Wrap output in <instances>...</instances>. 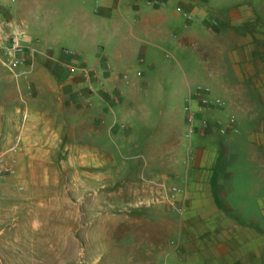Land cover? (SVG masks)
<instances>
[{
	"label": "crops",
	"instance_id": "obj_1",
	"mask_svg": "<svg viewBox=\"0 0 264 264\" xmlns=\"http://www.w3.org/2000/svg\"><path fill=\"white\" fill-rule=\"evenodd\" d=\"M10 1L0 0V4ZM69 2L15 0L10 10H0V19L11 17L24 23L28 32L27 76L15 80L0 65V152L20 141L16 179L29 187L28 183L60 181L51 177L54 173L61 175L60 171L63 175L82 168L98 172L122 163L129 165L134 181L143 182L144 203L151 215L166 214L165 202H156L155 198L171 193L174 187L182 189L177 197L184 202L185 212L192 215L188 223L192 228H200L210 215L222 210L229 215L243 213L236 208L244 207L246 211L247 202L234 207L228 201L231 198H257L264 214V158L256 155L253 142L246 147L250 153L241 157L242 143L232 137V131L222 133L219 127L227 128L228 111L241 119L249 117L253 106L245 87L264 82V77L257 79V72L264 71V65L251 57H240L233 45L235 35L230 27L232 22H243L245 12L225 10L224 0L180 1V9L187 8L205 20L191 31L182 32L166 9L170 0H100L101 5L95 8V13L103 18L101 22L106 18L117 22L114 12L121 6L128 15H141L134 28L129 29L134 32L131 38L118 35V63H126L127 59L131 64L132 54H147L150 46H174L189 96V82L202 80L214 85L210 99L227 102L226 108L204 114L214 131L188 139L185 121L170 113L164 118L166 107L153 112L156 106L139 95L140 83L130 79L127 70L110 62L108 56H101L100 50L105 51L106 47H101L95 31L84 30L79 35L72 30L69 23L89 18L86 5L93 0H77L68 20L61 6ZM147 4L155 9L149 10ZM246 41L241 39L240 46ZM149 67L155 68L153 64ZM140 74L137 73L145 75ZM127 136L129 142L125 141ZM189 144L196 146L186 160ZM127 149L133 154L126 162L121 156ZM159 181L162 193L154 186ZM206 197L213 199L215 206L212 209L209 201L208 214L200 204V199ZM184 198H191V202L187 205ZM223 203L226 209L221 207ZM247 213L254 214L251 210ZM229 220L247 229L261 227L232 216ZM238 245L235 238L229 237L215 251L218 257H225ZM255 255V261L260 262V256Z\"/></svg>",
	"mask_w": 264,
	"mask_h": 264
},
{
	"label": "rangeland",
	"instance_id": "obj_2",
	"mask_svg": "<svg viewBox=\"0 0 264 264\" xmlns=\"http://www.w3.org/2000/svg\"><path fill=\"white\" fill-rule=\"evenodd\" d=\"M180 1L184 0H170L166 6L178 29L188 32L197 24H204L201 16H194L187 8L179 12ZM225 1V10L242 9L246 14L243 22H232L230 27L235 35L233 45L240 52L239 56L245 60L251 57V60L264 65V0ZM68 4L61 6L67 19L78 3L77 0H70ZM100 5V0L86 5L89 20L78 22L74 16L72 20L75 22L69 23L72 30L79 35H83L84 30L95 31L101 47H106L105 51L100 50L101 56H108L110 62L127 70L130 79L140 83L142 91L139 95L156 106L153 112L166 107L164 118L169 113L173 114L185 121L184 129L188 130L185 106L190 96L185 76L178 67L179 53L176 48L155 49L150 46L147 54H132L131 64L127 63V59L126 63H118L115 46L118 35L131 38L134 32L129 29L134 28L141 15H128L121 6L114 12L113 19L117 22L111 18H104L101 22L103 18L95 13V8ZM147 7L155 9L148 4ZM79 25L83 27L78 28ZM218 27L223 26L218 24ZM241 39H246L248 43L246 41L244 46H240ZM150 64L155 68L151 69ZM138 72L145 75L138 76ZM257 73V79L264 77V71ZM145 82L149 85H143ZM210 86L202 80L189 82L193 93L199 87L213 91L214 85ZM245 90L252 99L250 105L253 108L248 111L249 117L241 119L228 111L227 124L232 118L236 120L238 133L232 131V137L238 138L244 146L243 150L240 149L241 157L246 158L250 153L246 147L253 142L257 147L256 155L264 158V82L248 85ZM192 104L196 106L197 103L193 101ZM129 137H126V142H129ZM195 146L188 145L186 160L193 155ZM13 147L0 152L3 162L14 168L13 174L0 179V264H264V214L257 198L228 199L234 207L247 202L246 211L244 207L236 208L243 213L229 215L222 210L210 215L200 228H192L188 226L192 216L190 211L179 212L178 208L185 204L178 197L171 200L170 192L155 198L156 202H165L166 214H149V207L144 203L143 182L133 180L129 165L121 163L98 172L82 168L65 175L60 171L61 175L54 173L51 176L60 181L28 183V187L16 179L20 150L14 152ZM131 154L133 151L127 149L121 158L127 162ZM65 169L62 168V171ZM154 184L160 190L162 182ZM200 200L206 214L209 201L212 209L215 208L213 199L206 197ZM184 201L188 205L191 198H184ZM225 206L223 203L221 207L226 209ZM248 210L254 214L247 213ZM231 216L245 223H259L261 227L247 229L238 222L231 223ZM229 237L238 241V247L229 255L218 257L215 247L224 244ZM255 254L260 256L258 263Z\"/></svg>",
	"mask_w": 264,
	"mask_h": 264
},
{
	"label": "built area",
	"instance_id": "obj_3",
	"mask_svg": "<svg viewBox=\"0 0 264 264\" xmlns=\"http://www.w3.org/2000/svg\"><path fill=\"white\" fill-rule=\"evenodd\" d=\"M116 2H127L129 0H115ZM15 0L0 4L5 10H10ZM158 4V3H156ZM182 11V9H179ZM28 32L24 23H18L13 18L4 17L0 19V65L6 69L8 74L15 80H20L27 76L25 69L27 65L26 57V42ZM211 93L210 88H198L196 93L191 94L188 105L185 106V116L189 128L186 133L188 139H192L195 135L203 134L214 129L212 123L204 117L207 111L213 109H223L227 106V102L220 99L206 98ZM193 101H197V105L192 104ZM222 133L234 131L238 133V127L236 120L232 118L227 128L219 126ZM20 150V141L17 140L16 145L12 151L18 152ZM15 163V161H14ZM14 173L13 166L6 165L2 158H0V179H5L7 176ZM182 193V189L174 187L170 193V199H176L177 195ZM179 212H185L182 207L178 208Z\"/></svg>",
	"mask_w": 264,
	"mask_h": 264
}]
</instances>
